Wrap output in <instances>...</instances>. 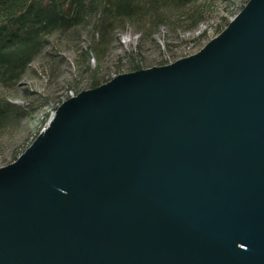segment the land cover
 <instances>
[{
    "label": "water",
    "instance_id": "obj_1",
    "mask_svg": "<svg viewBox=\"0 0 264 264\" xmlns=\"http://www.w3.org/2000/svg\"><path fill=\"white\" fill-rule=\"evenodd\" d=\"M0 264H264V0L61 103L0 168Z\"/></svg>",
    "mask_w": 264,
    "mask_h": 264
},
{
    "label": "trees",
    "instance_id": "obj_2",
    "mask_svg": "<svg viewBox=\"0 0 264 264\" xmlns=\"http://www.w3.org/2000/svg\"><path fill=\"white\" fill-rule=\"evenodd\" d=\"M218 1L223 0H0V90H15L56 36L87 33V65L90 57L105 59L117 35L128 28L143 38L160 28L193 31L207 21V7ZM102 84L95 78L90 89ZM33 113L0 94V133Z\"/></svg>",
    "mask_w": 264,
    "mask_h": 264
},
{
    "label": "rangeland",
    "instance_id": "obj_3",
    "mask_svg": "<svg viewBox=\"0 0 264 264\" xmlns=\"http://www.w3.org/2000/svg\"><path fill=\"white\" fill-rule=\"evenodd\" d=\"M249 2L218 1L207 7V21L189 32L160 28L151 37L143 38L128 28L117 35L105 59L90 57L87 65L83 56L87 33L78 31L52 38L44 53L30 65L20 85L10 92L0 90L15 104L34 112L20 125L0 133V168L15 163L46 130L60 104L91 90L93 79L106 84L118 75L136 72L132 71L133 66L147 70L193 56L227 28L225 20L232 22Z\"/></svg>",
    "mask_w": 264,
    "mask_h": 264
}]
</instances>
